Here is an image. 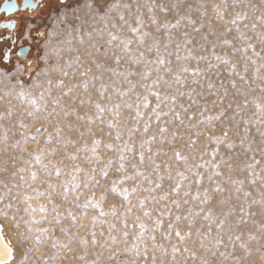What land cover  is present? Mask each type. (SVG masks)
<instances>
[{"label":"rangeland","instance_id":"374dc122","mask_svg":"<svg viewBox=\"0 0 264 264\" xmlns=\"http://www.w3.org/2000/svg\"><path fill=\"white\" fill-rule=\"evenodd\" d=\"M22 26L44 37L0 59L6 264H264V0H55Z\"/></svg>","mask_w":264,"mask_h":264},{"label":"flooded vegetation","instance_id":"af4514ba","mask_svg":"<svg viewBox=\"0 0 264 264\" xmlns=\"http://www.w3.org/2000/svg\"><path fill=\"white\" fill-rule=\"evenodd\" d=\"M55 0H29L27 8L23 9L25 0H15L17 8L7 10L3 7L7 0H0V59L5 66H11L15 60H21L27 63L29 67L36 65L34 52L36 43L44 37V32L29 34L30 41L20 43V40L27 39L24 35L23 22L28 18L46 15ZM58 4L69 3L70 0H56ZM16 10V11H15ZM14 11V12H12ZM38 37V38H35Z\"/></svg>","mask_w":264,"mask_h":264},{"label":"bare ground","instance_id":"6f19581e","mask_svg":"<svg viewBox=\"0 0 264 264\" xmlns=\"http://www.w3.org/2000/svg\"><path fill=\"white\" fill-rule=\"evenodd\" d=\"M14 256V250L3 234V228L0 225V264L8 263Z\"/></svg>","mask_w":264,"mask_h":264},{"label":"snow or ice","instance_id":"6c2138e0","mask_svg":"<svg viewBox=\"0 0 264 264\" xmlns=\"http://www.w3.org/2000/svg\"><path fill=\"white\" fill-rule=\"evenodd\" d=\"M26 6H27V4H26ZM5 7H6L7 10L11 11V10L16 9L18 6H17L15 0H7V3L5 5ZM133 31H136V29H133ZM98 107H99V105H98ZM109 147H111V146L109 145ZM37 159H39V157H37ZM122 159H123V157H122ZM120 167L122 169L123 168V164H121ZM41 211H43V208H41ZM101 214H103V213H101ZM177 219H179V217ZM141 227L143 228L144 226L141 225ZM177 234L179 235V233H177Z\"/></svg>","mask_w":264,"mask_h":264},{"label":"water","instance_id":"95a60500","mask_svg":"<svg viewBox=\"0 0 264 264\" xmlns=\"http://www.w3.org/2000/svg\"><path fill=\"white\" fill-rule=\"evenodd\" d=\"M28 1H29V0H25V5H24L23 9H26V8H27L26 4H27ZM4 9H6L5 6L3 7V10H4ZM15 11H16V10H15ZM12 12H14V11H12Z\"/></svg>","mask_w":264,"mask_h":264}]
</instances>
